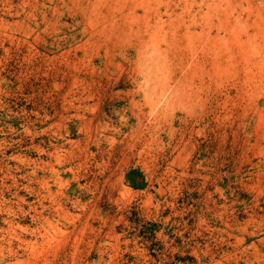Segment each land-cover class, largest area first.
Masks as SVG:
<instances>
[{
  "label": "rangeland",
  "instance_id": "1",
  "mask_svg": "<svg viewBox=\"0 0 264 264\" xmlns=\"http://www.w3.org/2000/svg\"><path fill=\"white\" fill-rule=\"evenodd\" d=\"M0 264H264V0H0Z\"/></svg>",
  "mask_w": 264,
  "mask_h": 264
}]
</instances>
